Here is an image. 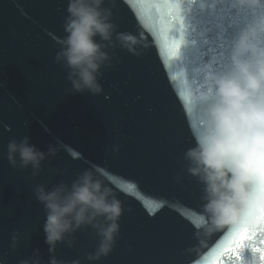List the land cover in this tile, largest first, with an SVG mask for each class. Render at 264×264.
Wrapping results in <instances>:
<instances>
[{
	"label": "water",
	"instance_id": "95a60500",
	"mask_svg": "<svg viewBox=\"0 0 264 264\" xmlns=\"http://www.w3.org/2000/svg\"><path fill=\"white\" fill-rule=\"evenodd\" d=\"M193 4L105 0L116 30L141 33L147 46L138 56L119 46L111 49L110 64L98 78L103 91L93 95L73 93L65 70L53 59L65 36L67 0H0V264H20L34 249L46 264L44 213L33 188L70 183L85 168L110 174L124 206L119 237L108 256L90 262L84 256L94 250L95 235L78 231L73 247L57 245L58 259L264 264V227H248L252 235L244 241L240 261L226 247L245 224L203 233L202 188L184 171L183 153L194 145L200 125L190 97L198 80L195 70L210 61L218 68L226 44L219 38L220 26L231 32L247 19L233 12L230 0H221L212 15L199 13ZM24 136L42 151L61 143L35 177L30 167L13 168L6 159L9 140ZM113 145L118 152H112ZM262 209L255 213L260 219Z\"/></svg>",
	"mask_w": 264,
	"mask_h": 264
},
{
	"label": "clouds",
	"instance_id": "9594fccd",
	"mask_svg": "<svg viewBox=\"0 0 264 264\" xmlns=\"http://www.w3.org/2000/svg\"><path fill=\"white\" fill-rule=\"evenodd\" d=\"M104 4L105 0H67L65 36L53 59L65 70L73 93L103 91L98 78L110 64L111 49L119 46L138 56L147 46L141 33L118 32ZM220 4L221 0H194L193 6L212 15ZM230 7L247 19L230 32L220 56L223 66L217 68L213 61L203 64L195 70L197 82L190 86L200 125L194 145L183 153L184 171L202 188L200 228L205 235L241 224L264 227V219L255 215L264 207V0H230ZM60 147L57 141L42 151L28 136L12 138L6 159L13 168L30 167L35 177ZM118 150L113 145L112 152ZM33 195L44 213L46 264H81L80 259H58L55 250L58 244L73 247L75 234L84 229L96 238L94 250L85 253L87 261H98L112 251L124 206L105 170L85 168L70 183L37 184ZM12 241L15 248V233ZM20 264L45 262L34 249L33 256Z\"/></svg>",
	"mask_w": 264,
	"mask_h": 264
},
{
	"label": "snow or ice",
	"instance_id": "6c2138e0",
	"mask_svg": "<svg viewBox=\"0 0 264 264\" xmlns=\"http://www.w3.org/2000/svg\"><path fill=\"white\" fill-rule=\"evenodd\" d=\"M169 15H171V13H169ZM229 35H230V31L228 30V28L221 25L219 38L223 39L226 42ZM192 43L194 44L195 40H193ZM213 62L216 63V61H213ZM222 66H223L222 63H220L218 68H221ZM261 211L264 212V209H262ZM251 235H252V232L248 230L247 226L239 230L238 232H236L235 235L232 236L229 242V246L226 247V250L228 251V253L230 255L235 253L237 260L240 261V252H241V249H243L244 247V241L250 239Z\"/></svg>",
	"mask_w": 264,
	"mask_h": 264
}]
</instances>
